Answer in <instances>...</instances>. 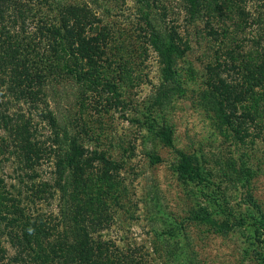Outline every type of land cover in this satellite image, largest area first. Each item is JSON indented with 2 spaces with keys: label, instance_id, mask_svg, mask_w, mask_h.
Masks as SVG:
<instances>
[{
  "label": "trees",
  "instance_id": "1",
  "mask_svg": "<svg viewBox=\"0 0 264 264\" xmlns=\"http://www.w3.org/2000/svg\"><path fill=\"white\" fill-rule=\"evenodd\" d=\"M138 1L148 10L144 38L163 66L155 106L163 109L176 90L185 92V77L199 83L197 102L221 135L237 147L256 138L264 143V0H181L185 27L163 26L153 14L157 0ZM112 34L83 0H0V264H146L135 250L105 239L123 167L105 150L89 148L83 115L125 106L120 78L109 71ZM196 49L205 54L203 77L193 64L178 68ZM158 130L156 137L174 148L172 126ZM177 153L182 176L212 182L205 156L202 162ZM243 160L241 170L233 159L216 164L221 175L245 184L251 169ZM56 200L59 212L48 211ZM212 215L202 207L197 219L231 229Z\"/></svg>",
  "mask_w": 264,
  "mask_h": 264
},
{
  "label": "rangeland",
  "instance_id": "2",
  "mask_svg": "<svg viewBox=\"0 0 264 264\" xmlns=\"http://www.w3.org/2000/svg\"><path fill=\"white\" fill-rule=\"evenodd\" d=\"M74 1L80 0H68ZM83 1L91 3L100 25L113 32L109 71L120 78L125 102V106L106 113L83 112L93 140L89 148L105 150L123 167L117 174V190L110 195L121 198L112 226L104 231L105 239L122 249L135 250L146 264H260L264 258V222L252 200L264 212L263 138L254 139L253 144L246 142V147L226 139L197 102L199 83L187 84L185 77V92L176 90L163 109L155 106L157 90L164 82L163 66L144 38L149 32L145 5L138 0ZM182 3L157 0L153 14L163 26L174 22L176 27H185ZM202 47L207 51L204 44ZM195 51L185 64L180 61L178 68L193 64L200 70L195 77H203L205 54L202 49ZM73 100H64L58 110L67 109ZM165 123L174 131V148L166 147L155 135ZM178 151L198 155L202 162L209 160L206 163L213 173L212 182L200 185L182 176ZM241 158L251 169L245 184L221 175L216 164L233 159L241 170ZM58 206L56 200L47 210L58 213ZM202 207L219 223L228 221L231 229L220 232L211 223L199 221Z\"/></svg>",
  "mask_w": 264,
  "mask_h": 264
}]
</instances>
